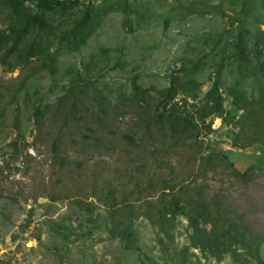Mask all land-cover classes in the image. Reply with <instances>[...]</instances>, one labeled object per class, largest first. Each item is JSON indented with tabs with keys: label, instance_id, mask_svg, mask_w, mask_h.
Masks as SVG:
<instances>
[{
	"label": "rangeland",
	"instance_id": "374dc122",
	"mask_svg": "<svg viewBox=\"0 0 264 264\" xmlns=\"http://www.w3.org/2000/svg\"><path fill=\"white\" fill-rule=\"evenodd\" d=\"M127 3L135 9L132 15H107L82 50L62 55L55 76L40 73L15 103L10 97L22 75L0 69V112L6 107L0 119V264H255L202 256L190 247L183 217L165 238L143 213L167 186L173 188L169 195L183 189L184 199L200 195L217 202L261 232L264 146L232 148L227 133L237 131L236 119L210 117L205 125L211 121V132L203 130L191 94L179 93L175 102L178 114L201 131L197 141L174 145L169 131L144 126L171 74L194 78L201 98L219 64L223 105L231 108L225 90L239 75L238 63L250 70L264 63V0ZM238 34L245 63L233 58ZM71 68L82 73L94 94L108 97L112 107L106 106V115L91 97L73 121L55 112ZM133 78L149 91L144 109L127 101ZM38 102L44 115L36 120L32 107ZM249 167L245 178L234 176L233 170L242 174ZM113 203L127 207L139 252L108 236Z\"/></svg>",
	"mask_w": 264,
	"mask_h": 264
},
{
	"label": "trees",
	"instance_id": "16d2710c",
	"mask_svg": "<svg viewBox=\"0 0 264 264\" xmlns=\"http://www.w3.org/2000/svg\"><path fill=\"white\" fill-rule=\"evenodd\" d=\"M127 2L128 0H0V69L6 74L18 71L22 75L17 89L11 94L10 103H15L18 95L40 73L55 76L62 55L82 50L107 15L114 12L123 13L126 17L132 15L135 9ZM234 49L233 58L245 63V50L240 34L237 35ZM67 72L69 82L62 87L63 94L57 100L55 112L65 122L70 119L73 121L74 116L79 115L84 108L87 98L91 97L93 102L103 108L100 112L106 115V106L112 107L108 97L94 94L91 85L83 83L79 70L71 68ZM238 74L225 90L231 100L228 111L224 108L225 98L221 93V64L218 65L210 89L201 98L197 93L200 85L194 78H177L171 74L170 84L158 93L153 117L147 121L144 129L148 131L153 127L160 134L164 130L169 131L174 145L197 141L201 131L194 120L178 114L180 105L175 102L179 93L191 94L194 101L198 100V120L203 130L211 132V121L205 125L210 117L222 119L223 122L230 118L236 119L237 131L227 133L232 141V148L245 150L256 145L264 146V63H257L251 70L245 64L238 63ZM247 80L250 81V92L244 87ZM130 90L131 94L127 98L129 103L137 106L147 103L149 91L141 88L136 78L132 79ZM140 107L144 109L143 105ZM5 109L6 107L2 108L0 119L4 116ZM32 110L36 120L43 117V105L40 102L33 105ZM65 127L63 124L61 128ZM212 157L209 156L206 160ZM252 170L249 167L242 174L233 170V174L243 179ZM169 190L172 191L173 188L164 186L157 202L146 203L143 213L165 238L172 237L176 218L181 216L187 221L190 247L198 250L202 256H209L217 261L230 256L234 262L250 260L255 264H264L261 257L264 230L253 231L246 224L244 216L229 213L217 202H209L200 195L184 199L183 189L174 195H169ZM108 210L112 225L108 236L122 241L126 250L139 252L135 246L132 219L126 217L129 214L127 207L119 208L113 203L108 206ZM121 212L125 213L123 219Z\"/></svg>",
	"mask_w": 264,
	"mask_h": 264
}]
</instances>
